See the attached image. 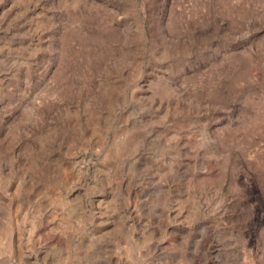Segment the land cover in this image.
<instances>
[{"label":"rangeland","instance_id":"374dc122","mask_svg":"<svg viewBox=\"0 0 264 264\" xmlns=\"http://www.w3.org/2000/svg\"><path fill=\"white\" fill-rule=\"evenodd\" d=\"M0 264H264V0H0Z\"/></svg>","mask_w":264,"mask_h":264}]
</instances>
